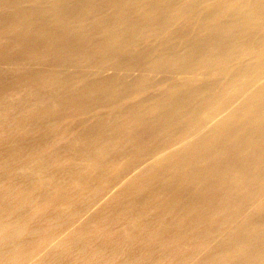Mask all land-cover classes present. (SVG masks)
Here are the masks:
<instances>
[{"label": "bare ground", "instance_id": "1", "mask_svg": "<svg viewBox=\"0 0 264 264\" xmlns=\"http://www.w3.org/2000/svg\"><path fill=\"white\" fill-rule=\"evenodd\" d=\"M0 264H264V0H0Z\"/></svg>", "mask_w": 264, "mask_h": 264}]
</instances>
